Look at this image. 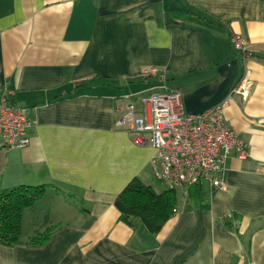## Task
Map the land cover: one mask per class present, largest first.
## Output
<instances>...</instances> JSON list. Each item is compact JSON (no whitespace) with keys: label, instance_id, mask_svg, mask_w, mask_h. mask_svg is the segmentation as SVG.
Instances as JSON below:
<instances>
[{"label":"crops","instance_id":"crops-1","mask_svg":"<svg viewBox=\"0 0 264 264\" xmlns=\"http://www.w3.org/2000/svg\"><path fill=\"white\" fill-rule=\"evenodd\" d=\"M161 84L191 114L226 101L246 155L229 153L225 188L176 187V211L150 232L114 201L133 178L166 188L155 147L134 144L114 106L129 97L150 119L139 93ZM5 90L33 123L24 147L0 139V190L48 185L22 211V241L0 242V264H264V0H0Z\"/></svg>","mask_w":264,"mask_h":264},{"label":"built area","instance_id":"built-area-1","mask_svg":"<svg viewBox=\"0 0 264 264\" xmlns=\"http://www.w3.org/2000/svg\"><path fill=\"white\" fill-rule=\"evenodd\" d=\"M234 48L246 52V40L238 34L230 36ZM150 66L142 74H157ZM10 90L0 94V139L6 148L24 147L29 143L27 129L32 117L25 107L11 101ZM142 104L150 107V119L136 113L129 97L120 98L115 106L116 123L134 144L151 143L155 153L150 159L154 177L166 187L195 184L203 178L220 188L226 159L231 150L246 155V144L225 120L226 101L191 114L185 111L183 94L163 84L139 93ZM176 211V209H172Z\"/></svg>","mask_w":264,"mask_h":264},{"label":"trees","instance_id":"trees-1","mask_svg":"<svg viewBox=\"0 0 264 264\" xmlns=\"http://www.w3.org/2000/svg\"><path fill=\"white\" fill-rule=\"evenodd\" d=\"M48 184H19L0 190V242L6 245L20 243L22 211L36 203ZM58 192H61L58 189ZM176 202L175 188L166 187L156 193L150 185L138 178L131 179L115 198L120 219L129 225L140 221L150 232H156L172 213ZM51 229V228H50ZM49 229V230H50ZM49 230L28 239L30 244L43 243Z\"/></svg>","mask_w":264,"mask_h":264}]
</instances>
